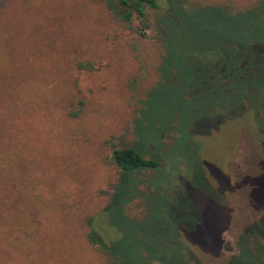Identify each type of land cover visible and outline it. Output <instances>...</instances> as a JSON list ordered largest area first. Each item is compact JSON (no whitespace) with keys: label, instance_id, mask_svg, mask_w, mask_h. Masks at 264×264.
<instances>
[{"label":"rangeland","instance_id":"374dc122","mask_svg":"<svg viewBox=\"0 0 264 264\" xmlns=\"http://www.w3.org/2000/svg\"><path fill=\"white\" fill-rule=\"evenodd\" d=\"M156 1L0 0V264H264V0Z\"/></svg>","mask_w":264,"mask_h":264},{"label":"trees","instance_id":"16d2710c","mask_svg":"<svg viewBox=\"0 0 264 264\" xmlns=\"http://www.w3.org/2000/svg\"><path fill=\"white\" fill-rule=\"evenodd\" d=\"M101 2L103 8L105 9L109 19L124 31H129L131 33L135 32L132 27L133 20H138L143 27L146 25V11L155 10L157 8L156 0H98ZM175 1V6L171 8ZM168 3L169 12L175 10L176 8H183L185 5V0H172ZM171 3V4H170ZM261 3H264L262 1ZM261 5V4H259ZM77 70H91L92 67L88 62H77L75 64ZM247 72H244L242 78H238V81L242 82L246 79L251 72L249 67ZM111 162L114 166L122 172H133L140 169H156L157 163L155 160L150 158H143L137 151L132 148H119L113 149L111 152ZM91 218L85 220V226L87 231L85 232V241L92 248H96L102 255L106 257L107 264L113 263V256L109 250L108 244H106L102 238L94 231L91 226ZM254 226V225H252ZM239 251H242L241 248ZM238 255V254H237ZM237 257V256H236Z\"/></svg>","mask_w":264,"mask_h":264}]
</instances>
